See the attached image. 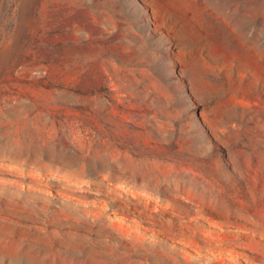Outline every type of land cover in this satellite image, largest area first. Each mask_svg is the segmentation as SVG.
Listing matches in <instances>:
<instances>
[{"label":"rangeland","instance_id":"obj_1","mask_svg":"<svg viewBox=\"0 0 264 264\" xmlns=\"http://www.w3.org/2000/svg\"><path fill=\"white\" fill-rule=\"evenodd\" d=\"M0 264H264V0H0Z\"/></svg>","mask_w":264,"mask_h":264}]
</instances>
